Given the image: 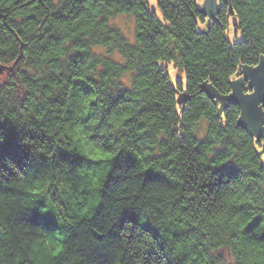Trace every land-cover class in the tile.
<instances>
[{
  "label": "trees",
  "instance_id": "obj_1",
  "mask_svg": "<svg viewBox=\"0 0 264 264\" xmlns=\"http://www.w3.org/2000/svg\"><path fill=\"white\" fill-rule=\"evenodd\" d=\"M156 2L0 0V64L18 59L0 77V264H264V138L201 90L229 94L264 57V0Z\"/></svg>",
  "mask_w": 264,
  "mask_h": 264
},
{
  "label": "water",
  "instance_id": "obj_2",
  "mask_svg": "<svg viewBox=\"0 0 264 264\" xmlns=\"http://www.w3.org/2000/svg\"><path fill=\"white\" fill-rule=\"evenodd\" d=\"M216 2L217 0H211L210 5L215 6ZM17 60L10 66L0 64V77L4 71L13 68ZM201 90L218 101L220 107L227 103L237 104L240 108L238 125L249 130L256 137L264 138V57L259 59L256 66L241 68L239 76L231 80L229 94H219L206 82L202 84ZM177 96L179 104L186 100L184 91L178 92Z\"/></svg>",
  "mask_w": 264,
  "mask_h": 264
},
{
  "label": "rangeland",
  "instance_id": "obj_3",
  "mask_svg": "<svg viewBox=\"0 0 264 264\" xmlns=\"http://www.w3.org/2000/svg\"><path fill=\"white\" fill-rule=\"evenodd\" d=\"M145 1H146V5H147L148 9H151V10L153 9L158 13L156 0H145ZM210 1L211 0H203V2L201 3L200 0H198L197 3L199 4L200 7H202L203 11L207 15L211 16L215 12L216 7L214 5L211 6ZM110 24L113 27H115V28H117L123 32L128 43L134 42L135 22H134V19L132 17L128 16L127 14H116L115 16H113L110 19ZM229 36L232 40H239L242 35L239 32L237 34H235V32L231 31L229 33ZM95 48H103V51L98 52V53L106 55L107 57L112 58L115 61H121L122 60L121 55L115 49L109 50V49L101 47V46H96L93 49H95ZM116 56L121 57V59H119V60L116 59ZM160 66L162 68L166 69V71L169 74L173 83H176L178 80H180L182 82V84L185 83L184 72H183V69L179 65L173 64L172 62H170V63L160 62ZM4 78H5V74L2 75L1 81H3ZM131 79H132V73L126 72L118 79L117 83L122 84L123 86L127 87L130 85ZM178 92H180V91H178ZM204 129H205V121H201L199 124V133L202 134ZM219 252L223 253L226 257H228V251L226 249H220Z\"/></svg>",
  "mask_w": 264,
  "mask_h": 264
},
{
  "label": "clouds",
  "instance_id": "obj_4",
  "mask_svg": "<svg viewBox=\"0 0 264 264\" xmlns=\"http://www.w3.org/2000/svg\"><path fill=\"white\" fill-rule=\"evenodd\" d=\"M200 2L202 3L203 0H200ZM74 35H75V33H74ZM69 39H71V37H69ZM64 43H65V45H67V44H68V40H65ZM93 51H96V52H102V51H103V48H95V49H93ZM116 59L119 60V59H121V57L116 56ZM94 123H95V121H94ZM234 199H235V198H234ZM237 202H239V201H237ZM225 219H227V217H225Z\"/></svg>",
  "mask_w": 264,
  "mask_h": 264
},
{
  "label": "snow or ice",
  "instance_id": "obj_5",
  "mask_svg": "<svg viewBox=\"0 0 264 264\" xmlns=\"http://www.w3.org/2000/svg\"><path fill=\"white\" fill-rule=\"evenodd\" d=\"M45 211H46V209H45Z\"/></svg>",
  "mask_w": 264,
  "mask_h": 264
}]
</instances>
